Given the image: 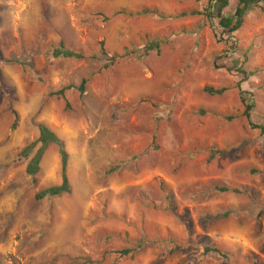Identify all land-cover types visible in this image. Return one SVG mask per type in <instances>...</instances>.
Masks as SVG:
<instances>
[{
  "label": "rangeland",
  "instance_id": "rangeland-1",
  "mask_svg": "<svg viewBox=\"0 0 264 264\" xmlns=\"http://www.w3.org/2000/svg\"><path fill=\"white\" fill-rule=\"evenodd\" d=\"M210 5L0 0V264H264V136L237 89L264 127V6L228 36ZM39 125L70 186L40 202L61 160L26 173Z\"/></svg>",
  "mask_w": 264,
  "mask_h": 264
},
{
  "label": "trees",
  "instance_id": "trees-1",
  "mask_svg": "<svg viewBox=\"0 0 264 264\" xmlns=\"http://www.w3.org/2000/svg\"><path fill=\"white\" fill-rule=\"evenodd\" d=\"M262 3L264 6V0H238V5L235 9L234 14L231 15H226L224 16L222 14L223 10L228 7L229 5V0H211V5L208 8V13H206V16L209 19L216 18L218 19V26L221 28L220 34L224 33L227 34L228 36L237 32L243 25V20L247 14L248 11L253 10V8L258 7L259 4ZM262 10H264V7H260ZM160 43L161 41H154L150 42L147 44L146 47V52L149 51H156L157 53L160 52ZM63 50L60 49H55L52 51V55L54 57H64V58H76L80 59L81 55L78 53H74L72 51L66 50L63 45L61 46ZM17 62L18 61H13ZM234 72L237 74H240L243 76L242 80H247V77L245 76L246 73L244 70H242V67H237L235 68ZM241 82L237 83V89L239 90V95L242 104L244 105V112L243 116L246 117V119L249 121V125L251 129H257L260 130L261 134L264 136V127L254 125L251 123V113L255 107V103L251 97L250 94H247L246 92H243L240 88ZM85 81H82L80 85V89L82 91L83 86L85 85ZM67 90V88H63L59 90L56 93H53V95L60 96L62 97L64 92ZM204 92L207 93L208 95L211 96H218L222 95L225 90L220 89V90H214L212 88H205ZM231 120V118H229ZM38 131H39V138L36 141V143H40L41 146L38 149L37 155L32 158V160L27 164L26 166V173L33 177L35 180L34 176L38 173L39 171V163L41 160V157L44 153L45 148L48 145L54 144L58 147V152L60 155V160H61V184L58 186H52L45 188L41 191H39L35 199L36 201L40 202L42 201L45 197H57L60 196L61 194L64 193H70V186H69V181L67 177V164H68V153L65 150L64 143L57 137V135L51 131L49 128L43 125L38 126ZM35 143L27 145L21 152V156H27L28 153L34 148ZM213 156H211L212 158ZM220 192H228L229 189L227 188H220ZM234 192L239 193V190H234ZM211 250L206 249L205 252H210ZM129 251H123L122 256H127L129 254Z\"/></svg>",
  "mask_w": 264,
  "mask_h": 264
}]
</instances>
